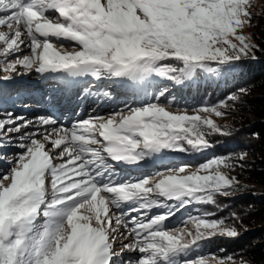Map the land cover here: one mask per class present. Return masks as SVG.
I'll list each match as a JSON object with an SVG mask.
<instances>
[{
    "label": "snow or ice",
    "instance_id": "obj_1",
    "mask_svg": "<svg viewBox=\"0 0 264 264\" xmlns=\"http://www.w3.org/2000/svg\"><path fill=\"white\" fill-rule=\"evenodd\" d=\"M251 7L252 0H0L3 72L64 85L84 77L118 82L134 102L71 127L51 116L0 118V162L7 165L0 173V264H237L232 256L189 257L201 241L237 238L235 223L211 212L189 216L183 227L166 222L186 205L243 191L226 170L243 169L247 153L135 180L117 179L110 161L133 165L164 151L202 152L212 147L211 134H233L212 116H225L227 101H239L245 88L191 113L170 110L176 97L167 86L151 100L135 98L147 97L156 78L184 85L202 74L238 73L259 50L243 34ZM13 134H20V151L9 159L4 150ZM157 208L167 212L149 214Z\"/></svg>",
    "mask_w": 264,
    "mask_h": 264
},
{
    "label": "trees",
    "instance_id": "obj_2",
    "mask_svg": "<svg viewBox=\"0 0 264 264\" xmlns=\"http://www.w3.org/2000/svg\"><path fill=\"white\" fill-rule=\"evenodd\" d=\"M260 1L252 0V12ZM253 14L250 38L259 45V50L255 52V59L240 62L238 73L226 77L202 74L184 85H175L166 80L161 82L176 100L208 105L227 101L232 94L240 95V88L247 89V94L241 96L239 101H227L230 107L224 109L227 113L225 116L212 118L218 124L229 127L233 134H211L209 140L212 147L207 157L197 162L200 164L213 157H234L247 153L243 169L236 167L235 170H226L230 175L237 176L243 191H233L228 197L217 195L215 204H205L202 209L203 214L214 213L211 218L236 224L241 233L237 238L223 237L206 244L217 258L232 256L237 264L241 260L247 264H264V192H259L257 188H264V8L260 14ZM254 133L258 134V138L254 137ZM211 205L216 207L213 211Z\"/></svg>",
    "mask_w": 264,
    "mask_h": 264
},
{
    "label": "rangeland",
    "instance_id": "obj_3",
    "mask_svg": "<svg viewBox=\"0 0 264 264\" xmlns=\"http://www.w3.org/2000/svg\"><path fill=\"white\" fill-rule=\"evenodd\" d=\"M264 8V1L261 0L259 4H257V7L253 12L255 14H260L263 11ZM250 26H246L243 29V34L245 36H250ZM66 44L70 42H65ZM71 50V48H69ZM25 52H27V49H25ZM2 59V58H0ZM11 76L10 79H3L5 76ZM40 80L39 74L36 73H30V74H25V75H15V74H10L2 71V66H0V118H7L6 113H12L14 116H22L24 117L25 120H32L35 121L38 117L40 116H48V112H44L43 110H49V108H42L41 106H38L40 110L34 109L32 111V108L35 107L34 104H37V101L31 100L34 95L40 94L42 88H45L48 90V86L50 82H46L44 87H40L38 83L36 82L37 80ZM44 78H41V81ZM80 78H75V82L79 81ZM58 83L55 86V90H53L55 97L58 99L61 95H63V91H61L62 87H59L60 85H64L61 80H55ZM162 79L156 78L154 83L152 84V87L149 91V94L147 97L143 95V93H138L136 98H135V104L143 103L146 99L151 100L152 96L161 89L163 86L161 84ZM86 83V86L84 88H80L77 91V102L80 104V107L73 110H69L68 114L66 116L72 115L73 118L69 121V123L65 124V122L61 121L63 118L62 116L56 118L58 121L57 126H67L71 127V125L81 119L88 118L89 116H95V115H104L107 116L109 113L113 111H118L123 108L124 106V101L127 100L129 104L133 102V99L130 98H121L120 95L114 94V92H111V89L108 87L110 83L115 84L117 89H120L121 85L118 82H113V81H108V80H101V81H96L92 77H84L82 80L79 81L78 84L75 86H80V84ZM168 83H170L168 81ZM47 85V86H46ZM95 89V91H94ZM51 91V89H49ZM104 92H109V96H104ZM28 95H31L30 97H27ZM101 97V100H103V105L101 107L95 106V101L97 100L98 97ZM53 98V97H52ZM115 98L117 99L115 101ZM89 100V103L86 104V101ZM132 100V101H130ZM110 101H113L114 103H110ZM163 101V98H162ZM90 103H93L90 106ZM109 105H105V104ZM134 103V102H133ZM132 103V104H133ZM46 104V103H45ZM10 105V107H9ZM204 105H208L207 103L205 104H195L189 100H175L174 103L171 104L170 110L175 111L177 107H187L189 109V112L191 113V109L197 108V107H202ZM103 106V107H102ZM135 106V105H134ZM37 107V106H36ZM91 109H96V111H92ZM90 111L87 114L81 116V114L84 111ZM65 111H62L64 113ZM59 113V112H58ZM65 116V117H66ZM214 115L212 116V118ZM62 118V119H61ZM61 119V120H60ZM34 129L29 127L24 129V132H31ZM12 143L10 147H7L4 151L9 159L13 157V155L17 152L20 151V149L17 147V144L20 142V134H13L12 135ZM5 144L8 143L7 140L4 141ZM210 150V149H209ZM209 150H205L202 152H198L196 156H203L205 153L209 152ZM184 155V154H183ZM189 155V154H188ZM192 158L184 157L182 156L181 153L178 152H172V151H164L160 154H156L152 157L146 158L144 161L146 162V167L143 172L138 173L136 175H131L129 174V171H122L119 168H117V165L115 162L113 163L115 168H116V178L117 179H138L141 177H151L155 175L156 172L162 171L166 168H171V167H178L182 165H188L192 167L193 169L198 165L197 164V157H194L195 155L191 154ZM207 157V156H206ZM205 157V158H206ZM191 159L193 162H196V164L191 163ZM142 161V162H144ZM7 165L4 163L0 162V173H2L4 170H6ZM259 192H264V188L262 187H257ZM162 199V198H161ZM166 204H176V201H164ZM205 208V204H190L186 205L184 208H180L178 211L175 212V215L171 217L166 223L169 225V227H183L184 225L181 223V221L187 220L189 216H194V215H202V209ZM216 207L213 205L210 206V209L213 211ZM167 212V208H157L153 209L152 212L149 214H161ZM188 228L191 229L192 225L189 224ZM222 239L221 237H213L211 239L214 240H208V242L211 241H217V239ZM207 241V240H206ZM206 241H201L197 247L194 248L193 252L189 253L190 258H197L199 256H203L205 258H210L215 255L211 254H205L199 253L200 251V246ZM127 242V241H124ZM207 247V246H206ZM117 250H119V243L116 245ZM133 253H124L125 257L133 256ZM216 257V256H215Z\"/></svg>",
    "mask_w": 264,
    "mask_h": 264
},
{
    "label": "bare ground",
    "instance_id": "obj_4",
    "mask_svg": "<svg viewBox=\"0 0 264 264\" xmlns=\"http://www.w3.org/2000/svg\"><path fill=\"white\" fill-rule=\"evenodd\" d=\"M36 82L38 83V85H39L40 87H44V83H43V81H41V80L38 79ZM75 85H76V84H75L74 82L71 84V87L73 88L72 91H73L74 89H76V88L79 89V87H80V88H84V87L86 86L85 83L80 84V86H78V87L75 86ZM53 86H56V85H53ZM59 87H64V85H60ZM69 89H71V88H69ZM113 89H114V87L111 88V91H112ZM67 90H68V88L66 87V88H64L63 91H64V92H68ZM124 90H127V89L124 88ZM94 91H95V89H94ZM40 92H41L40 94H38V95H34V97L31 99V100H34V101H38L37 104H34L35 107L32 108V111H34V109L40 110V109L38 108V106H41L42 108H49V110H51L52 108H55V107H56V109L53 110L52 114H49V113H48V116L53 117V114H55V113H57V112H59V111H65V112H68V111L71 110V109L75 110V109H77V108L80 107V104L77 102L78 95H76L75 98L73 97L74 99L72 98L74 104L71 105V106H69V104H70V102L72 101V99H71V101H70V99H67L66 101H63V102H62V101L59 100V98L57 99V98L55 97L53 90L49 91V89L47 90V89H45V88H42V90H41ZM74 94H76V93L73 92L71 96H73ZM30 96H31V95H28V96H26V98H27V97H30ZM48 96H50V98L53 97L54 99L51 98V101H50L49 103H46V104H45L44 101H45V99H46ZM27 100H28V98H27ZM116 100H117V99L115 98V101H116ZM96 102H97V101H95V103H96ZM87 103H89V100L86 101V104H87ZM99 103H100L99 107H101V105L104 106L102 100H100ZM110 103L112 104V101H110ZM92 104H93V103H90V106H91ZM105 105H109V104L107 103V104H105ZM36 106H37V107H36ZM103 106H102V107H103ZM43 111H44V112H47V110H43ZM53 118H54V117H53ZM70 119H71V118H70ZM40 131H43V128H41ZM116 165H117V166H120V164H116ZM121 165L125 166L126 164L121 163ZM126 166H127L126 168H128V171H134V173L139 172V171H141V170H143V169L146 168V166H144V164L139 165V166H136V165H133V166H132V165H128V164H127Z\"/></svg>",
    "mask_w": 264,
    "mask_h": 264
}]
</instances>
